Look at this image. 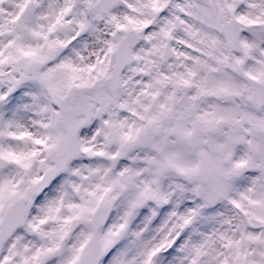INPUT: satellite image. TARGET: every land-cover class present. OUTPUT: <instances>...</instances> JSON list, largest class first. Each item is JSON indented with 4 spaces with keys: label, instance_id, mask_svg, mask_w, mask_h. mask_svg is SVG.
I'll use <instances>...</instances> for the list:
<instances>
[{
    "label": "snow or ice",
    "instance_id": "snow-or-ice-1",
    "mask_svg": "<svg viewBox=\"0 0 264 264\" xmlns=\"http://www.w3.org/2000/svg\"><path fill=\"white\" fill-rule=\"evenodd\" d=\"M0 264H264V0H0Z\"/></svg>",
    "mask_w": 264,
    "mask_h": 264
}]
</instances>
